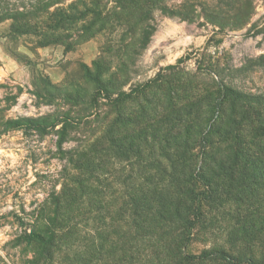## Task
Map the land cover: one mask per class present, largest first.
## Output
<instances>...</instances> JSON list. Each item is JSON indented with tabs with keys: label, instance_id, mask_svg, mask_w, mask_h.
<instances>
[{
	"label": "rangeland",
	"instance_id": "1",
	"mask_svg": "<svg viewBox=\"0 0 264 264\" xmlns=\"http://www.w3.org/2000/svg\"><path fill=\"white\" fill-rule=\"evenodd\" d=\"M196 1L201 9L194 22L157 13L150 44L127 58L124 28L89 41L80 33L63 43L50 40L53 16L82 10L89 0H0V264H133L123 262L119 232L127 173L113 159L100 164L104 156L93 151L105 146L116 116L110 102L118 96L126 122L145 106L157 112L147 120L161 118L171 97L178 108L191 101L198 107L206 91L220 86L264 95V0ZM173 5L179 4H166ZM95 64L101 79L115 86L111 97L96 93ZM130 130L124 125L122 132ZM72 200L78 205L70 206ZM60 207L68 221L55 230L45 260V245L32 236L47 229ZM222 219L187 247L195 264H264V247H224L228 224ZM128 249L132 256L134 247ZM213 251L230 256L205 260Z\"/></svg>",
	"mask_w": 264,
	"mask_h": 264
},
{
	"label": "trees",
	"instance_id": "2",
	"mask_svg": "<svg viewBox=\"0 0 264 264\" xmlns=\"http://www.w3.org/2000/svg\"><path fill=\"white\" fill-rule=\"evenodd\" d=\"M89 1L82 10L72 6L53 16L52 42H67L79 33L83 41H89L119 27L129 37L124 57H138L156 32L157 13L194 22L201 9L196 0H112V8L104 6L103 0ZM176 2L179 5L166 6ZM72 46L68 44V50ZM94 66L96 93L110 96L115 86L105 83L99 65ZM124 68L125 63L120 70ZM167 87L172 91L171 83ZM190 87L191 83H184L185 90ZM200 100L203 103L198 107L191 101L181 109L171 97L161 118L147 120L152 112L151 106H145L138 108L134 120L126 122L121 118L119 96L110 102L116 116L105 146L93 151L104 156L100 164L113 159L127 173L122 175L124 196L119 208L124 263L195 264L187 247L220 217L228 224L224 247H264V95L220 86L206 91ZM144 102L150 104L146 96ZM195 113L212 118H193ZM124 125L131 130L123 133ZM68 204L78 205L76 200ZM66 221L60 207L48 219L47 229L32 236L45 245L40 250L43 259L52 256L55 230L62 229ZM152 242L158 248L153 250ZM132 246L131 256L128 247ZM218 255L230 256L213 251L204 259L211 261Z\"/></svg>",
	"mask_w": 264,
	"mask_h": 264
}]
</instances>
